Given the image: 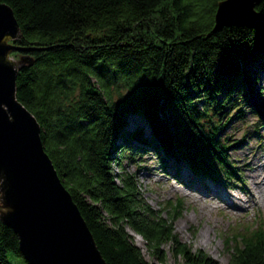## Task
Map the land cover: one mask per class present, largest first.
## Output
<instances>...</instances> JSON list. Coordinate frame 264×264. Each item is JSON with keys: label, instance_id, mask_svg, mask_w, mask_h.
I'll return each instance as SVG.
<instances>
[{"label": "trees", "instance_id": "obj_1", "mask_svg": "<svg viewBox=\"0 0 264 264\" xmlns=\"http://www.w3.org/2000/svg\"><path fill=\"white\" fill-rule=\"evenodd\" d=\"M0 1L19 23L15 43L31 48L12 55L33 59L18 70L17 98L39 122L44 149L106 263L154 264L134 233L160 264L169 251L186 264H220L175 231L181 200L153 208L116 154L153 147L173 178L180 179L179 167L170 172L168 158L194 177L226 184L238 171L220 136L224 118L234 106L241 113L240 98L250 106L245 81L257 79L264 29L213 31L222 0ZM256 9L264 13V0ZM130 115L150 133L128 129ZM229 235L228 264H264L262 219ZM0 264H29L1 220Z\"/></svg>", "mask_w": 264, "mask_h": 264}, {"label": "water", "instance_id": "obj_2", "mask_svg": "<svg viewBox=\"0 0 264 264\" xmlns=\"http://www.w3.org/2000/svg\"><path fill=\"white\" fill-rule=\"evenodd\" d=\"M262 0H222L213 31L224 26L264 29ZM21 36L13 9L0 1V220L10 226L29 264H107L72 195L45 151L41 126L17 98Z\"/></svg>", "mask_w": 264, "mask_h": 264}, {"label": "rangeland", "instance_id": "obj_3", "mask_svg": "<svg viewBox=\"0 0 264 264\" xmlns=\"http://www.w3.org/2000/svg\"><path fill=\"white\" fill-rule=\"evenodd\" d=\"M12 57L20 58L19 55H12ZM263 62L264 58L258 60V67L252 73L253 78L256 76V81H245L250 106H247V100L242 102L241 98L238 99V108L241 113L235 114L237 106L230 110L227 118H224V121L229 119L228 123L220 135L229 144L227 154L236 166L240 178L234 183L236 187L216 185L214 188L228 198H238L234 200H239V205L229 208L223 201L219 202L210 198V202H204L192 197L191 191H189L192 184L200 187V190L201 188L208 190V187L211 186L210 183L206 185L207 187L200 180H190L191 182L186 184L188 186L181 184L172 177V174L163 171L159 155L153 147H148L145 151L127 150L124 153L117 150L116 154L117 156L122 155L123 171L134 176L142 197L153 208L162 209L169 200H181L182 213L174 221L175 231L181 240L193 250H204L208 255L217 259L220 264H228L229 254L225 248L226 236H231L229 234L232 231L242 228L244 223L253 221L255 218L262 219L264 224V190L261 193L254 184L262 178L261 174L264 171L262 165L264 163V68L260 67ZM250 66L252 68L253 65ZM250 66L247 67L250 68ZM258 90L261 92L258 93ZM127 122L128 129L140 125L146 134L150 133L149 126L135 116H128ZM133 145L135 146L136 143ZM168 161L170 172L179 167L180 178L186 180L187 177L191 179L194 177L184 164H177L173 158H168ZM250 161L255 163L254 168L247 166ZM114 169L120 171L117 165H114ZM243 185L246 187V191L242 189ZM240 186L242 190L239 189ZM247 187L250 193L247 191ZM251 196L256 198L254 199L255 203L249 199ZM206 203L209 204L205 206ZM133 236L146 259L154 264H160L148 253L142 238L134 233ZM165 264L186 263L182 258L174 257L169 251Z\"/></svg>", "mask_w": 264, "mask_h": 264}, {"label": "bare ground", "instance_id": "obj_4", "mask_svg": "<svg viewBox=\"0 0 264 264\" xmlns=\"http://www.w3.org/2000/svg\"><path fill=\"white\" fill-rule=\"evenodd\" d=\"M254 164H255L254 162L250 161L247 164V166L249 165V166H251V167L254 168V166H253ZM262 165L264 167V163H262ZM232 175H234L233 178H227L226 177V179H225L226 180V184H227V186H230V187H236V185L234 186V183H236V181L239 179V173H235L234 172V173H232ZM261 175H263L262 178L258 182H255L254 183L256 185L255 188L258 187L259 190H260V192L262 190H264V171H263V173ZM187 180H191V178L190 177H187L186 178V181ZM208 183H210V185H211L210 187H212V189H208L207 190L206 188L205 189H202L201 188V190H200V187L194 186V184H192V186L189 188V191H191L190 195H192V197L197 198L198 200L204 201V202H206V201L210 202V198H212L213 200H218L219 202L220 201H223L225 203V205L227 207H229V208L240 204V201L239 200H234V199H238V198H236V197H234V198H232V197L231 198H228L227 196L223 195L222 193L217 192L214 187H216V184H219L218 182H215L214 183L209 178L207 184ZM186 186H188V185H186ZM239 189L240 190L244 189L246 191V187L244 185L242 186V189H241V187ZM247 191H249L248 190V187H247ZM249 193H250V191H249ZM251 194H252V191H251ZM249 199L251 200L252 203H255L254 199H256V198H254V196L253 197L251 196V198H249ZM208 204L209 203H206L204 205L207 206Z\"/></svg>", "mask_w": 264, "mask_h": 264}]
</instances>
